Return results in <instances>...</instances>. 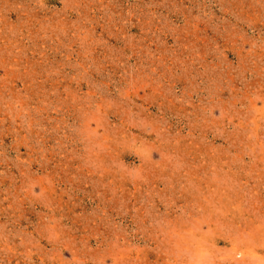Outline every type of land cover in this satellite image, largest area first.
I'll list each match as a JSON object with an SVG mask.
<instances>
[{
  "label": "rangeland",
  "instance_id": "1",
  "mask_svg": "<svg viewBox=\"0 0 264 264\" xmlns=\"http://www.w3.org/2000/svg\"><path fill=\"white\" fill-rule=\"evenodd\" d=\"M0 264H264V0H0Z\"/></svg>",
  "mask_w": 264,
  "mask_h": 264
}]
</instances>
